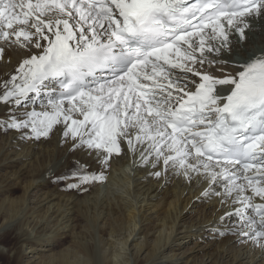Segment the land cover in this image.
Instances as JSON below:
<instances>
[{
  "label": "snow or ice",
  "instance_id": "6c2138e0",
  "mask_svg": "<svg viewBox=\"0 0 264 264\" xmlns=\"http://www.w3.org/2000/svg\"><path fill=\"white\" fill-rule=\"evenodd\" d=\"M262 19L264 0H0V41L43 49L3 81L0 102L11 107L0 127L38 140L62 118L71 149L105 166L123 140L157 178L162 164L165 173L220 183L212 194L239 205L227 214L237 217L235 234L264 250V202L254 203L264 201V53L235 75L224 59L230 32L245 39ZM50 80L59 83L51 111L12 112ZM73 176L79 184L69 188L105 179Z\"/></svg>",
  "mask_w": 264,
  "mask_h": 264
},
{
  "label": "bare ground",
  "instance_id": "6f19581e",
  "mask_svg": "<svg viewBox=\"0 0 264 264\" xmlns=\"http://www.w3.org/2000/svg\"><path fill=\"white\" fill-rule=\"evenodd\" d=\"M245 37L230 32L232 54L225 50L224 59L230 61L228 71L233 75L250 57L264 53V19L254 22ZM0 49L2 92L3 81L16 74L22 60L43 49L10 48L3 41ZM205 69L212 71L208 65ZM173 74L184 78L178 70ZM46 99L50 98L40 95L35 100L30 93L25 107L19 111L12 107V112L23 117L26 110L51 111ZM10 107L0 102V124ZM65 130L61 118L49 137L30 138L26 144L20 132L0 131V264H264V250L241 239L232 227L237 217L227 214L239 205L231 200L221 204V198L212 194L223 190L220 183L212 185L196 174L189 180L171 169L165 173L162 164L155 169L161 171L157 178L151 174L152 165L123 140L122 154L105 166L95 153L71 149L72 138L63 135ZM126 166L130 173L122 172ZM84 172L102 173L105 179L69 193V184H79L72 174ZM58 177L62 186L48 185ZM206 190L210 194L205 195ZM31 192L36 194L30 197ZM196 207L201 209L193 213ZM211 224L218 225L216 233L208 230ZM193 240L192 247L181 251Z\"/></svg>",
  "mask_w": 264,
  "mask_h": 264
},
{
  "label": "rangeland",
  "instance_id": "374dc122",
  "mask_svg": "<svg viewBox=\"0 0 264 264\" xmlns=\"http://www.w3.org/2000/svg\"><path fill=\"white\" fill-rule=\"evenodd\" d=\"M238 35V34H237ZM227 51V50H226ZM16 115H19V114H17V113H15ZM7 118H8V116H7ZM7 118L5 119V120H7ZM0 131H1V133H4V134H7L8 135V133H10V131L9 130H6V129H4L3 127H0ZM25 131H27V130H25ZM6 135V136H7ZM24 144H26V142L28 143V142H31V139L30 138H25L24 139ZM15 160H16V158H15ZM130 171H131V167L130 166H126V168H123L122 169V172H124V173H130ZM122 172H119L120 173V175H122ZM85 173H87V172H84V173H82V174H85ZM82 174H80V175H82ZM87 174H91V173H87ZM116 174H118V172H116ZM59 176H61V175H59ZM72 177H76V176H73V174H72ZM119 177V176H118ZM52 182V183H51ZM51 182L50 183H48V185L49 186H52V185H56V186H62V183H63V180L61 179V177H58V178H53L52 180H51ZM54 183V184H53ZM53 187V186H52ZM74 188H70V190H68V192L69 193H72V192H74ZM16 194H17V196L20 194V191H17L16 192ZM16 194H14V196H16ZM36 193L35 192H31L30 193V197H32V196H34ZM31 200H32V198H31ZM199 209H201V208H199V207H196V208H194L192 211H193V213L197 210H199ZM210 226V227H209ZM208 226V230H210L211 232H213V233H216L217 231H218V225H209ZM186 241H188V240H186ZM185 241V242H186ZM195 241L193 240V241H189V242H187V243H185V246H184V248L181 250V251H183L184 249H186V248H190V247H192L193 246V243H194ZM56 249H58V248H56ZM56 249H54V251L56 250ZM180 251V252H181ZM200 255H202L201 253L198 255V257H200Z\"/></svg>",
  "mask_w": 264,
  "mask_h": 264
}]
</instances>
